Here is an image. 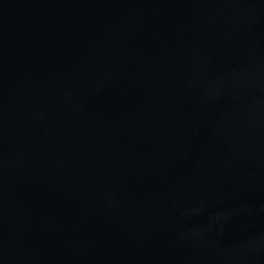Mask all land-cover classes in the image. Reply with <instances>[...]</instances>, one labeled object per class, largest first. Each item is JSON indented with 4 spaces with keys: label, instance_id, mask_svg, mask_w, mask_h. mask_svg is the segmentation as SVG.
<instances>
[{
    "label": "water",
    "instance_id": "1",
    "mask_svg": "<svg viewBox=\"0 0 264 264\" xmlns=\"http://www.w3.org/2000/svg\"><path fill=\"white\" fill-rule=\"evenodd\" d=\"M0 264H264V0H0Z\"/></svg>",
    "mask_w": 264,
    "mask_h": 264
}]
</instances>
